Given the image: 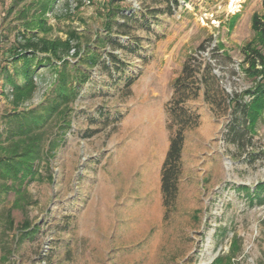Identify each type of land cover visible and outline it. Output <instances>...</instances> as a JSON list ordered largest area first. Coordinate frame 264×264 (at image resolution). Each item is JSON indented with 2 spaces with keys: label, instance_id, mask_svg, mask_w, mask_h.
I'll return each instance as SVG.
<instances>
[{
  "label": "rangeland",
  "instance_id": "374dc122",
  "mask_svg": "<svg viewBox=\"0 0 264 264\" xmlns=\"http://www.w3.org/2000/svg\"><path fill=\"white\" fill-rule=\"evenodd\" d=\"M36 1L0 0V67L23 66L5 53L23 38L64 40L74 31L81 49L68 60L77 96L65 112L68 124L54 116L44 128L47 140L58 141L23 185V207L13 206L14 192H0V255L11 251L1 264H210L222 255L264 264V193L260 200L248 193L264 182V156L248 154L264 149V112L253 146L238 148L226 139L230 109L212 110L201 88L186 102L199 123L185 134L166 217L160 191L173 79L204 43L225 95L262 82L242 70L241 48L250 43L264 54L251 27L264 0H55L46 30L26 25L39 17ZM217 43L229 59H210ZM91 55L95 62L86 63ZM52 67L35 70L36 90L18 110L47 100ZM12 111L0 75V131ZM26 220L34 231L15 243Z\"/></svg>",
  "mask_w": 264,
  "mask_h": 264
},
{
  "label": "trees",
  "instance_id": "16d2710c",
  "mask_svg": "<svg viewBox=\"0 0 264 264\" xmlns=\"http://www.w3.org/2000/svg\"><path fill=\"white\" fill-rule=\"evenodd\" d=\"M55 0H37L38 10L34 16L26 22L28 26H36L40 29H49L45 21V15L51 10ZM176 1V0H175ZM263 14H253L251 27L253 31L264 40V1ZM108 25V21L105 22ZM79 39L74 31L68 32V37L64 40L47 39L45 37L23 38V42L12 45L8 48L7 58L22 59L23 66L14 69L13 72L7 69L6 65L0 67V75L3 84L9 87L10 103L13 111L7 114L6 122L0 131V192L12 191L16 194L13 203L14 207L22 208L20 202L26 201L28 195L23 188L36 178L37 163L48 153H51L53 145L57 139H46L44 128L50 119L57 116L60 124H68L65 112L69 110V105L77 96V73L76 68L69 66V57H76L80 52V42H73ZM210 39V38H209ZM207 46L204 43L198 45L195 54H188L182 64L181 71L172 83V96L169 100L166 112L168 116L167 127L171 131L169 136L168 148L160 171V191L162 204L165 208L164 217L173 206L177 196V182L181 167V151L188 130L196 127L199 123V114L186 106L189 99L196 98L199 91L203 88L204 100L213 107L222 108L223 112L230 109L229 121L227 124L226 139L238 148L253 146L251 143L252 135L258 118L264 112V54L247 43L241 48L243 55L242 70L250 75H261L262 82L246 88L231 96L225 95L218 84V77L213 72L214 66L207 59L203 52ZM222 49L220 43L215 44V49L210 59L224 61L229 59V55ZM37 53L43 57L37 59ZM6 58V59H7ZM94 55L86 56V63H94ZM55 61V64L53 63ZM61 63L59 66L57 63ZM44 63L53 65L55 78L49 97L45 102L33 108H23L25 102L30 100L36 90L34 78L35 70ZM246 65V68L245 66ZM260 66V69L257 66ZM21 74L19 80L15 78ZM85 78L83 77L84 81ZM249 158L254 160L256 157L264 156V149L257 152H249ZM242 188L248 191L246 186ZM261 192L264 193V182H259L254 191L249 192L251 199H261ZM26 203V202H25ZM24 204V203H23ZM9 225L12 221L9 220ZM34 230L29 221H24L18 229L15 243H19L24 237L29 236ZM0 255V264L8 259L10 252ZM210 264H233L230 256H218Z\"/></svg>",
  "mask_w": 264,
  "mask_h": 264
},
{
  "label": "bare ground",
  "instance_id": "6f19581e",
  "mask_svg": "<svg viewBox=\"0 0 264 264\" xmlns=\"http://www.w3.org/2000/svg\"><path fill=\"white\" fill-rule=\"evenodd\" d=\"M232 2H234L235 0H231ZM230 2V1H229ZM233 4H230V6H232Z\"/></svg>",
  "mask_w": 264,
  "mask_h": 264
}]
</instances>
